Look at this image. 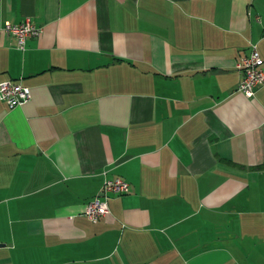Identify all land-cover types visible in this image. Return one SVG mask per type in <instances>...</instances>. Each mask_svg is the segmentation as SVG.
<instances>
[{
    "label": "crops",
    "instance_id": "crops-1",
    "mask_svg": "<svg viewBox=\"0 0 264 264\" xmlns=\"http://www.w3.org/2000/svg\"><path fill=\"white\" fill-rule=\"evenodd\" d=\"M40 28L18 47L2 29ZM264 0H0V264H264ZM95 221L85 204L103 178Z\"/></svg>",
    "mask_w": 264,
    "mask_h": 264
},
{
    "label": "built area",
    "instance_id": "built-area-1",
    "mask_svg": "<svg viewBox=\"0 0 264 264\" xmlns=\"http://www.w3.org/2000/svg\"><path fill=\"white\" fill-rule=\"evenodd\" d=\"M2 29L12 33L16 38L18 47H22L27 36L38 34L40 28L31 23L27 18L17 23L5 21ZM240 71L238 90L244 95H253L255 89L264 83V70L262 68V58L255 46L250 43L248 52L242 55L234 64ZM29 96L28 87L19 80H0V99L9 107L18 105ZM128 189V183L120 177H105L101 184V195H94L85 204L84 214L95 221L100 215L108 211L104 192L122 193Z\"/></svg>",
    "mask_w": 264,
    "mask_h": 264
}]
</instances>
